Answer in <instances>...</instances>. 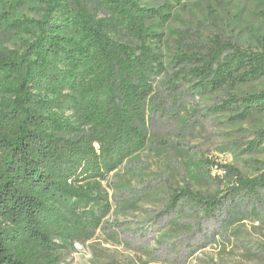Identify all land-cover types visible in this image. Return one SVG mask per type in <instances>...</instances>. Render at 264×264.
I'll list each match as a JSON object with an SVG mask.
<instances>
[{"label": "trees", "instance_id": "trees-1", "mask_svg": "<svg viewBox=\"0 0 264 264\" xmlns=\"http://www.w3.org/2000/svg\"><path fill=\"white\" fill-rule=\"evenodd\" d=\"M166 1L0 0V33L28 38L0 55V264H61L62 252L89 242L109 215L102 183L147 146L169 5L196 0ZM33 4L37 19L15 17ZM183 64L194 67L177 77L196 80L195 91L233 89L264 77V48L215 42L175 59ZM214 111H239L236 121H246L264 113V90ZM263 192L264 175L235 173L228 194L258 200ZM183 205L211 217L222 201L173 191L167 208L182 214Z\"/></svg>", "mask_w": 264, "mask_h": 264}, {"label": "rangeland", "instance_id": "rangeland-1", "mask_svg": "<svg viewBox=\"0 0 264 264\" xmlns=\"http://www.w3.org/2000/svg\"><path fill=\"white\" fill-rule=\"evenodd\" d=\"M160 8L166 0H140ZM170 20L156 51L165 72L154 82L147 146L102 183L111 211L81 249L63 251L61 264H264V192L260 199L228 193L234 174L264 175V113L236 121L239 111H214L231 96L264 90V77L233 89L195 91L196 80L175 65L212 43L259 52L264 48V0L170 3ZM16 18L37 19L36 5ZM25 36L0 33V55L19 51ZM69 113L66 112L65 116ZM251 144L259 148L252 150ZM222 201L211 217L167 208L173 191Z\"/></svg>", "mask_w": 264, "mask_h": 264}, {"label": "built area", "instance_id": "built-area-1", "mask_svg": "<svg viewBox=\"0 0 264 264\" xmlns=\"http://www.w3.org/2000/svg\"><path fill=\"white\" fill-rule=\"evenodd\" d=\"M74 247L77 248V249H81V246H80V244H78V243H75V244H74Z\"/></svg>", "mask_w": 264, "mask_h": 264}]
</instances>
